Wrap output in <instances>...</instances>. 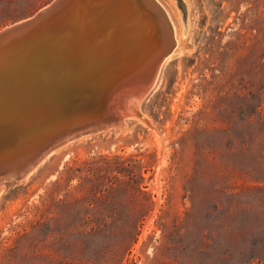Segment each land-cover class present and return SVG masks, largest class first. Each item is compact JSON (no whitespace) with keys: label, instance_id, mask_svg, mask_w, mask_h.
<instances>
[{"label":"rangeland","instance_id":"1","mask_svg":"<svg viewBox=\"0 0 264 264\" xmlns=\"http://www.w3.org/2000/svg\"><path fill=\"white\" fill-rule=\"evenodd\" d=\"M52 1L0 0V31ZM191 3L154 130L129 117L0 187V264H264V0Z\"/></svg>","mask_w":264,"mask_h":264},{"label":"bare ground","instance_id":"2","mask_svg":"<svg viewBox=\"0 0 264 264\" xmlns=\"http://www.w3.org/2000/svg\"><path fill=\"white\" fill-rule=\"evenodd\" d=\"M74 1L83 5L90 2L57 0L50 10L43 11L46 6L38 11L34 19L30 17L0 31V68L11 50H14L10 56L13 62L21 58L24 65L33 67L23 73L21 82L13 81L19 79L18 73L5 75L0 71V187L11 181L13 174H19L23 164L34 158L40 146L55 140L61 132L69 131L63 138L65 144L61 147L51 144L50 153L43 155V159L16 182L28 181L30 173L44 160L73 142L96 138L114 128L115 131L126 130L127 118L141 115L140 104L157 84L161 66L192 53L190 42L185 40L191 25V0H184L185 6L182 0H174L177 9L172 0H167L168 5L161 0H138L141 7L132 0H91L85 15L92 14L97 19L85 28H81L84 12L78 27L69 24ZM98 5L105 8L102 14L96 10ZM29 20L33 21L29 26L17 30ZM105 24L113 28L109 38L97 47L80 51V45L88 43L92 30L97 26L103 28ZM84 29L89 33H84ZM95 39L98 42L99 39ZM58 45L64 47L59 48L62 54L55 52ZM38 55L51 62H36L40 59ZM69 65L77 66L78 71L71 88L85 96L75 107L60 102L62 95L58 87L62 84L59 79L67 76L65 69ZM45 76L51 78L47 80ZM32 83H36L37 88H30ZM107 110L116 116L113 122L82 127L95 120L97 113ZM74 116L77 117L71 121ZM63 119H68L65 126L61 125ZM139 119L154 130L145 116Z\"/></svg>","mask_w":264,"mask_h":264},{"label":"water","instance_id":"3","mask_svg":"<svg viewBox=\"0 0 264 264\" xmlns=\"http://www.w3.org/2000/svg\"><path fill=\"white\" fill-rule=\"evenodd\" d=\"M56 1L57 0H53L50 4L47 5V7L45 6L46 8L43 11L50 10L51 8H53V6L55 5ZM132 1H134V4L136 6L141 7L140 1H138V0H132ZM178 2H180V0H178ZM90 4H91V0H90V2H86L85 5H83L82 2H80L78 4L76 1H74L73 2V7H72L73 16L71 17L69 24L73 23V25L77 26L78 25L77 24L78 20L80 19V16L83 15V12H84L85 20H84V22H82V20H81V23H82L81 28H83V27L85 28L87 25L92 24L93 21L96 20L97 18L94 17V15H92V14L91 15L89 14L88 17H86L87 13L85 15V10L90 6ZM98 6H97L96 10H98L100 12V14H102V12L105 11V8L104 7H100V6L98 7ZM142 12H144V11H142ZM31 17L34 19L36 17V15L34 14ZM32 18H31V20H33ZM31 20H29V21L23 23L22 25H20V27H18L17 30H21L22 28H25V27L29 26V24L31 22H33ZM99 20H101V18H98V21ZM121 23L122 22L119 20L118 24H121ZM92 31L93 32H91L90 35L88 36L89 37L88 38V43L87 44H83L82 46L80 45V48H81V49L79 48L80 51H86L88 48L99 46L102 42L106 41L109 38L110 33L113 31V28L110 25L105 24L103 26V28L97 26ZM83 32L86 33V34L89 33L86 29H84ZM1 34H6V33H1ZM71 36L72 35H70L68 37H71ZM95 38L99 39L98 42L96 41ZM59 48L61 50L64 49V47H61V45L60 46L58 45L55 48V52H57L58 54L59 53L62 54L61 51L59 50ZM13 51L14 50H11V52L3 60L4 63H3V66L0 68V71H3V73L5 75H11V74L15 75V73H18L19 76H20L19 79L18 80L13 79V81L21 82L22 81L21 78H22L23 73L31 71L33 67H31L32 64H29L27 66L24 65L23 64V60L21 58H19L16 62H13L12 59L10 58L11 53ZM38 57L40 59H38L36 62H38V61L39 62L40 61H44V62H47V63L51 62V60H49V59H45V58L41 59V56H39V55H38ZM29 62L32 63L31 60H29ZM76 68H77V66L76 67L75 66L71 67L70 65L67 66L66 69H65L67 71V76L62 77L61 79H59L60 80V84H62V85H59V87H58L59 91H60V93L62 95V99H60V102L62 101V103H67L66 105L63 104L64 106L75 107L80 102H82V100L85 99V96L83 95V92H81L80 90L77 91L76 89H72L71 88L72 82L74 81L73 79L77 78V72L78 71L75 70ZM45 77H46L47 80L51 78V76H45ZM34 78H35V80L38 79V77L37 78L34 77ZM38 80H43V79L40 78ZM30 88H32V89L37 88L36 83L35 84L32 83ZM58 99L59 98H57V100ZM64 101H68V102H64ZM108 114H109V110L105 111L104 113L99 112V113L96 114L97 118L95 120L90 121V123H88V124H85V125L83 124L82 127H84L86 125H90V124L91 125L93 124L92 126L96 127V126L104 125L106 123L113 122V120L116 118V116H113V118H111L110 120H106L105 116H107ZM56 115H59V113H57ZM139 116L142 117L141 115H139ZM76 117L77 116L72 117L71 121H73ZM66 122H68V119H63L61 125L65 126ZM86 127H88V126H86ZM12 133H13V135H15V130ZM67 133H69V131L66 132V133H65V131L61 132L59 135L57 134L58 136H57V138L55 140H48L49 142L47 141L45 144L40 146L38 148V150L36 151V154L34 155V158L31 159V160H28L27 163L23 164L24 166H22L21 170H19V174H13L12 177H14V178H12L11 181H16V180H18L17 179L18 177H21V176L27 174L29 171H31V169L39 161H41L43 159V155H47V154L50 153V151L52 150V148L50 146L51 144L57 143L58 147H61L62 145H64L65 144V142H64L65 139H63V138H65V135H67ZM51 141H54V142H51ZM39 154H42V155H40V157H38Z\"/></svg>","mask_w":264,"mask_h":264}]
</instances>
